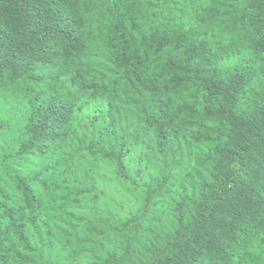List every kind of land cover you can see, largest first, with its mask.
Returning a JSON list of instances; mask_svg holds the SVG:
<instances>
[{
  "label": "clouds",
  "instance_id": "1",
  "mask_svg": "<svg viewBox=\"0 0 264 264\" xmlns=\"http://www.w3.org/2000/svg\"><path fill=\"white\" fill-rule=\"evenodd\" d=\"M0 264H264V0H0Z\"/></svg>",
  "mask_w": 264,
  "mask_h": 264
}]
</instances>
